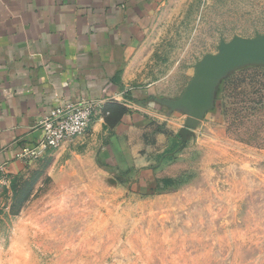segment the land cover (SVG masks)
<instances>
[{"label": "rangeland", "instance_id": "obj_1", "mask_svg": "<svg viewBox=\"0 0 264 264\" xmlns=\"http://www.w3.org/2000/svg\"><path fill=\"white\" fill-rule=\"evenodd\" d=\"M147 26L128 107L94 99L97 134L0 179V264H264V0H161Z\"/></svg>", "mask_w": 264, "mask_h": 264}, {"label": "crops", "instance_id": "obj_2", "mask_svg": "<svg viewBox=\"0 0 264 264\" xmlns=\"http://www.w3.org/2000/svg\"><path fill=\"white\" fill-rule=\"evenodd\" d=\"M160 1L0 0V164L9 175L23 168L16 153L42 137L38 123L59 103L104 99L110 111L128 107L126 61ZM140 115L126 110L117 125L145 130L148 120ZM101 119H94L91 135ZM100 154L110 158L114 149Z\"/></svg>", "mask_w": 264, "mask_h": 264}, {"label": "built area", "instance_id": "obj_3", "mask_svg": "<svg viewBox=\"0 0 264 264\" xmlns=\"http://www.w3.org/2000/svg\"><path fill=\"white\" fill-rule=\"evenodd\" d=\"M98 103L94 99L63 101L51 108L39 121L42 137L32 145L22 147L16 158L30 163L41 158L48 151L75 136L87 135L96 115ZM7 173L5 163L0 164V179Z\"/></svg>", "mask_w": 264, "mask_h": 264}, {"label": "water", "instance_id": "obj_4", "mask_svg": "<svg viewBox=\"0 0 264 264\" xmlns=\"http://www.w3.org/2000/svg\"><path fill=\"white\" fill-rule=\"evenodd\" d=\"M192 102H193V104H197L198 99H195V100H193Z\"/></svg>", "mask_w": 264, "mask_h": 264}]
</instances>
